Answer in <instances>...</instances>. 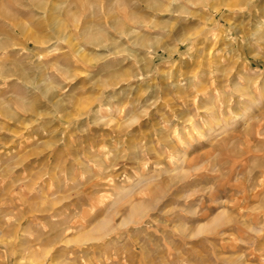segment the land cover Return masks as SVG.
I'll return each instance as SVG.
<instances>
[{"label":"rangeland","instance_id":"obj_1","mask_svg":"<svg viewBox=\"0 0 264 264\" xmlns=\"http://www.w3.org/2000/svg\"><path fill=\"white\" fill-rule=\"evenodd\" d=\"M0 264H264V0H0Z\"/></svg>","mask_w":264,"mask_h":264},{"label":"bare ground","instance_id":"obj_2","mask_svg":"<svg viewBox=\"0 0 264 264\" xmlns=\"http://www.w3.org/2000/svg\"><path fill=\"white\" fill-rule=\"evenodd\" d=\"M177 11H178V10H177ZM109 24H110V22H109ZM114 25H115V24H114ZM114 25H113V26H114ZM113 26H112V27H113ZM129 29H130V28H129ZM129 31H130V30H129ZM123 32H124V31H123ZM132 32H133V31H132ZM121 33H122V31H121ZM127 33H129V32H127ZM81 36H82V35H81ZM190 37H191V36H189L188 39H190ZM184 39H186V37H185ZM91 42H92V43H96L97 46L105 47V50H106V51H109V50L112 49L111 46H107V45H105L104 42H103L101 39H93V40H91ZM183 42H184V41H183ZM186 42H187V41H186ZM117 46H118V45H117ZM76 47H77V46H76ZM78 48H80V47H78ZM115 48H116V47H115ZM80 49L82 50V47H81ZM112 50H113V49H112ZM114 50H116V49H114ZM114 50H113V51H114ZM80 52H82V51H80ZM82 54H83V53H82ZM21 74H23V73H21ZM28 76H29V74H28Z\"/></svg>","mask_w":264,"mask_h":264}]
</instances>
